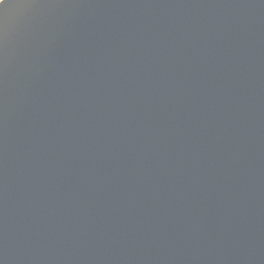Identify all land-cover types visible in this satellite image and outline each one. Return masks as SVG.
<instances>
[{"label": "water", "instance_id": "95a60500", "mask_svg": "<svg viewBox=\"0 0 264 264\" xmlns=\"http://www.w3.org/2000/svg\"><path fill=\"white\" fill-rule=\"evenodd\" d=\"M0 264H264V0H5Z\"/></svg>", "mask_w": 264, "mask_h": 264}, {"label": "snow or ice", "instance_id": "6c2138e0", "mask_svg": "<svg viewBox=\"0 0 264 264\" xmlns=\"http://www.w3.org/2000/svg\"><path fill=\"white\" fill-rule=\"evenodd\" d=\"M5 4V0H0V6H3Z\"/></svg>", "mask_w": 264, "mask_h": 264}]
</instances>
